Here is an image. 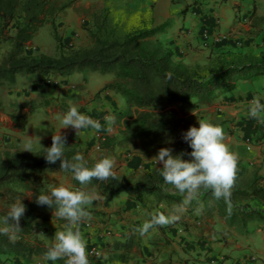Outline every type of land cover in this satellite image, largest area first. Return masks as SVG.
Listing matches in <instances>:
<instances>
[{
  "label": "trees",
  "instance_id": "obj_1",
  "mask_svg": "<svg viewBox=\"0 0 264 264\" xmlns=\"http://www.w3.org/2000/svg\"><path fill=\"white\" fill-rule=\"evenodd\" d=\"M76 0H0V86H11L18 74L41 75L44 83L52 81V74L69 76L85 71L111 74L98 92L113 91L124 100V107L116 109V121L120 122L119 133H104L100 148L107 152L116 146L137 144L145 155L156 156L162 147H170L173 154L186 153L183 159L190 160L192 149L182 139V133L189 126H176L170 117L174 107L192 111L200 105H208L220 95L234 91L241 82H253L264 78V51L259 54L236 50H223L202 64H188L180 59L176 48L163 42L157 35L172 26L165 20L155 26H137L125 33H119L110 18V9L105 3L89 6H75ZM73 8L86 16L85 26L89 36L86 45L72 46L69 38L62 39L59 33V19ZM85 23V20H84ZM49 25L57 46V54L35 52L31 43L43 25ZM203 30L209 29L204 28ZM202 30V31H203ZM231 41V42H228ZM236 43L229 38L216 42L217 47ZM171 73V78L166 76ZM70 106L62 105L66 112ZM169 141H171L169 143ZM32 152L21 149H6L0 163V217L19 197L26 206L20 221L23 228L19 239L11 243L7 236L0 235V264L29 263L36 256H43L48 247L35 236L42 230V222L36 218L40 209L52 210L35 202L43 190L39 175L43 172H60L69 175L74 187H80L70 171L60 169V161L47 163L43 148ZM65 159L71 161L79 153L77 144L65 146ZM140 161L136 158V163ZM95 162H89L91 167ZM162 167V165H161ZM121 179L101 182L93 180L102 194L118 196L125 193L143 209H150V198L159 206L163 203L171 209L183 197L166 185L158 171L143 179ZM45 191V190H43ZM46 192V191H45ZM229 204L223 199L213 198L211 191L201 190L199 203L194 201L181 218L180 226L187 227L184 217H195L198 222L218 216L228 227L238 232H247L250 222L264 224V175L238 159V178L232 190ZM203 205L197 215L195 209ZM156 212H163L158 209ZM196 215V216H195ZM150 219V217H149ZM194 219V220H195ZM2 226V225H0ZM141 226V225H140ZM136 225L129 226L122 240L107 243L112 261L110 264H128L135 247L139 244ZM28 237H32L31 239ZM114 260V261H113ZM51 261V260H50ZM51 264H64L63 260Z\"/></svg>",
  "mask_w": 264,
  "mask_h": 264
},
{
  "label": "crops",
  "instance_id": "obj_2",
  "mask_svg": "<svg viewBox=\"0 0 264 264\" xmlns=\"http://www.w3.org/2000/svg\"><path fill=\"white\" fill-rule=\"evenodd\" d=\"M93 3H105L109 7L110 18L117 24L120 33L137 26L151 27L170 20L172 26L157 36L167 45L176 48L178 57L186 63H189L186 54L196 50L199 41L205 43L204 45L214 42L203 41L201 32L204 28L209 29L213 38L220 32L239 37V29L244 26L250 12V9L241 6L240 0H76L75 6H89ZM213 45L216 46V42ZM77 74H52L62 81L57 86L44 83L39 74H18L13 85L2 90L0 88V162L6 149L25 148L29 138L32 148L42 147L52 141L53 132L60 128L59 120L64 113L62 105L67 104L62 102L57 108L53 106L51 109L53 103L48 105V102L65 101L71 105V100L80 93L83 95L88 92L86 77ZM78 77L83 79V89L80 86L71 89L68 83ZM107 81L98 86L97 92ZM251 84L252 82H241L234 91L218 98L233 100V97L245 96L254 91L251 90ZM254 89L258 90L259 87ZM259 91L263 96L262 90ZM112 93L113 91L103 90L101 97L111 104L108 96ZM99 103L100 100L84 104L82 113L91 116L96 111L105 109L99 108ZM239 104L242 105V102ZM244 109L242 106L235 110L237 114L232 123H240L246 115L247 119L251 120V127L244 130L245 138H239L240 134L234 133V140L229 137L228 144L249 171L256 169L259 174L264 175V123L247 116ZM32 122L34 123L31 124ZM248 141L251 142L250 149L245 144ZM118 196L124 200L118 206L120 214L114 226L119 229V233L115 235L114 240H122L129 226L140 227L150 217L148 214L138 216L139 209L143 208L136 205L127 194ZM158 209H162L166 214L170 210L163 203L155 206V210ZM155 210L151 209L150 212L154 213ZM184 219L187 221V227L182 233L177 231L180 226L178 221L167 227H157L150 230L149 234L140 236L139 244L128 264H264L263 223L250 222L247 232L241 233L228 227L225 221L216 215L208 219L203 218L201 223L194 215H186ZM97 231H94L95 241L105 248L111 241L99 238L101 233ZM91 241H87L88 246L93 244Z\"/></svg>",
  "mask_w": 264,
  "mask_h": 264
},
{
  "label": "clouds",
  "instance_id": "obj_3",
  "mask_svg": "<svg viewBox=\"0 0 264 264\" xmlns=\"http://www.w3.org/2000/svg\"><path fill=\"white\" fill-rule=\"evenodd\" d=\"M171 75V73L166 74L168 78H171ZM248 115L264 123V104L259 98H254L250 102ZM59 122L60 128L53 133L51 146L43 148L46 153L44 157L49 164H54L59 160L60 169L70 171L72 178L79 183L80 187L49 184L46 192L42 190L36 196L35 202L38 205L48 206L53 210V216L65 221L63 230L55 232L52 238L53 243L44 253V259L63 260L64 264H90L87 240L79 225L83 221L91 220V212L88 209L94 201L105 197L99 194L94 187L89 189V186L92 185L93 180L105 182L119 181L121 178L115 171L114 157L104 156L91 167L88 160L80 153L74 155L71 161L64 158L67 137L60 132V129L71 127L75 130L76 136L81 135L82 129H92V134H96L102 129L98 120L82 113L77 106L70 105L60 117ZM116 123L114 115L106 116L105 130L112 132ZM198 125V127L190 126L186 132L182 133V139L192 149L190 153H187L191 157L190 160L183 159L186 155L184 152L174 155L170 147L160 148L157 155L152 158L156 164L162 165L156 171L163 178L164 183L178 192L183 197L182 201L173 204L167 214L165 212L149 213L150 219L145 220L140 227L133 229V233L145 236L150 230L167 227L180 221L194 201L199 203L202 189L210 190L214 199H223L228 203V211L231 213L229 201L238 178V154L233 152L226 142V133L222 126L206 119H199ZM24 151L32 152L31 138L25 145ZM202 210L203 205L200 204L195 212L199 215ZM25 212L26 206L18 197L9 206L7 213L0 217V225H2L0 235L7 236L11 243H15L23 231L20 221Z\"/></svg>",
  "mask_w": 264,
  "mask_h": 264
},
{
  "label": "rangeland",
  "instance_id": "obj_4",
  "mask_svg": "<svg viewBox=\"0 0 264 264\" xmlns=\"http://www.w3.org/2000/svg\"><path fill=\"white\" fill-rule=\"evenodd\" d=\"M240 4L242 7L250 9V12L248 13V20L244 22V26H241V29H239V31L241 32V35L239 37L235 38L232 35H229L230 38H232L233 40H240L241 43L235 45L234 43H230L228 45H224L221 48L214 46V42L211 43L209 41L210 43L204 45L205 43L202 44L199 41V44L197 43L199 47H197L196 50H194L192 53L186 54V59L189 61L188 64L194 65L199 63L204 65L209 61L210 57L223 50L233 49L241 52H251L252 54H259L260 52L264 51V0H240ZM254 14H256L255 17ZM87 25L88 21L86 16L76 12L73 8H69L59 19V33L63 40L69 38V44L72 46L86 45L89 43V36L85 29V26ZM31 47L35 52H44L51 55L57 54L56 42L52 37L49 25L45 24L40 28L31 43ZM78 74H80L79 76L84 75V77H86L85 81H87L86 88H88V92L83 95H81L80 93L77 97L71 100V105L77 106L78 109L83 112L84 104L100 100V103L97 106L99 108L105 109L96 111L95 113L91 114V117L101 123L102 129L99 133L96 134H92V129H82L80 136H76L75 130L71 127L62 129L60 130V132L63 135L70 136L69 138H67V143L65 146L77 144L79 146V153L82 154L84 158L90 163L96 162L98 159L104 156L114 157L116 160L115 171L120 176L125 175L131 179H143L150 174L155 173L156 169L158 167H161V165L156 164V162L152 160V158L155 157L154 155L147 156L142 153L140 146L137 144H130L129 146H116L114 149L107 152L103 151L100 148V138L103 137L104 133L116 134L117 136H121L119 133V129L121 126L120 122L116 123L112 132H108L105 130V117L109 115L115 116L116 109L124 107V100L120 95L113 92L111 96H108L112 101V103L110 104L107 102L106 98L102 99L101 92H97V88L102 82L112 79L111 74H100L90 71H85ZM51 79L52 81L47 84L57 86L62 82L54 76H51ZM82 81L83 79H80V77H78L77 80L73 79L71 83H68V86L71 89H77L78 86L83 89L81 86ZM251 85L253 86L251 87L249 85V88L251 87V90L254 91H250L245 96L241 95L242 97H233V100L217 98L211 104L200 105L192 111L184 110L181 107H174L171 110L172 112L170 113V117L176 126L185 125L189 127H198L199 119L210 120L212 123L218 124L223 127L226 133L227 143L230 142L229 137L231 138V140H234V133L240 134L239 138H245L244 130H248L251 127V124L249 123V121L251 120L247 119L248 117H246L245 115V117L241 121H239L240 123L233 124L232 121L235 119V116L237 114L235 113V110L243 106V108H245L244 110H246L247 112V116H249L248 109L251 99L259 98L260 102L264 104V95L262 96L259 93L260 89L264 94V78L258 81H253ZM6 86L7 85L0 86L1 90L9 88ZM254 86L259 87V89L255 90ZM62 102L70 106L65 101H58L57 103H55L50 100L48 102V105H51L53 103L51 109L53 108V106L57 108V105L61 104ZM241 102L242 105L239 104ZM33 123L34 122H32L31 124ZM239 126H241L242 128H240ZM65 130H67V132H65ZM47 138L48 137H46V139ZM93 144L95 145L94 147L92 146ZM136 158L140 159L138 163H136ZM39 180L42 189L45 191H47V186L49 184H64L65 186L74 187L69 175L60 172H43L39 175ZM93 187L99 194H101L105 198L94 201L91 207L88 209L91 212L92 218L91 220L86 221H89L91 223V227L89 229L84 228V226L82 227L84 221L81 222L79 227L87 241L92 240L91 242H93V244L98 245L102 249V255L99 258L89 257L90 264H110L112 261L111 255L106 247H101V245L95 241L96 239L94 231L98 230L97 233H101V235H99V238H106L111 242L114 241L115 235L119 233V229L114 226V222L119 219L120 213L118 211V206L123 202L124 199L121 196L104 195L93 185H90L89 189ZM149 204L151 206L150 209H139L137 215L147 216V214L151 213V209L155 210V206L157 205L154 203L153 198H150ZM35 214L36 218L42 222V230L37 231L35 233V236L38 239L42 240L45 245L50 246L53 243L52 238L54 237L55 232L63 230L65 221L53 216V210L40 209ZM180 229L184 231L183 227L178 226L177 231L179 233H182ZM107 230H111V233L106 234ZM41 233H43L44 235H40ZM28 238L31 239L32 237ZM166 242L168 241L166 240ZM38 261L42 262V264L52 263L50 260H45L43 256H36L32 259L31 263L22 262V264H38ZM8 264L13 263L9 262Z\"/></svg>",
  "mask_w": 264,
  "mask_h": 264
},
{
  "label": "built area",
  "instance_id": "obj_5",
  "mask_svg": "<svg viewBox=\"0 0 264 264\" xmlns=\"http://www.w3.org/2000/svg\"><path fill=\"white\" fill-rule=\"evenodd\" d=\"M202 38L204 40V42H208L209 40H214V41H222V40H227L230 38V35L227 34V33H223V32H220L218 33L214 38L212 37L211 33L208 32L207 30H203L202 31ZM236 43L237 44H240V40H236ZM253 99H251L250 101H252ZM246 144V147L248 149H250L251 147V142L248 141L245 143ZM84 228H87L89 229L91 227V223L89 221H84V224H83ZM180 231H182V229H180ZM111 233V230H107L106 234H110ZM87 251H88V254H89V257L91 258H99L101 255H102V249L98 246V245H95V244H91L90 246L87 247ZM38 264H42V262L38 261L37 262Z\"/></svg>",
  "mask_w": 264,
  "mask_h": 264
}]
</instances>
